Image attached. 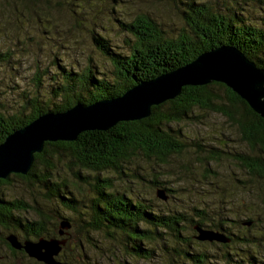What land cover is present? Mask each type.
Masks as SVG:
<instances>
[{"label":"trees","instance_id":"16d2710c","mask_svg":"<svg viewBox=\"0 0 264 264\" xmlns=\"http://www.w3.org/2000/svg\"><path fill=\"white\" fill-rule=\"evenodd\" d=\"M17 1L25 4L45 0ZM58 1L57 7L61 8V1L65 0ZM158 1L171 3L178 12L185 24L180 34H166L155 19L142 13L126 22L120 20L122 30L129 35L128 50L122 52L115 51L110 40L97 34L94 29L90 30L93 44L112 64V76L97 77L92 66L80 73L67 72L61 66L63 80L54 86L58 75L50 74L55 73L50 68L40 71L38 68V74L34 77L37 87L42 85L43 76L46 75L52 82L46 85V89H51L49 94L52 93V97L47 98L48 94L40 98L38 91L32 95L24 92L12 114L0 104V145L11 134L43 115L62 114L77 105L88 107L121 98L139 84L175 72L191 64L201 54L219 47L240 51L249 62L264 70V0ZM53 7L40 10L48 13L46 8L53 10ZM73 13L88 18L90 13L98 14L94 8L86 7ZM43 18L49 21L47 16ZM92 21L95 26L94 19ZM12 58L10 49L0 51V69L11 63ZM208 114L225 118L229 126L238 132L237 141L243 147L237 150L225 148L229 140H225L223 134L204 132L203 137L190 138L186 133L188 131H185L187 125H207ZM221 142L225 143L224 148L219 146ZM188 156L195 157L203 168L204 179L211 178L215 173L211 167L213 162L222 164L226 160L235 164L250 178H237L232 173L230 179L233 186L246 191L253 188L251 191L257 192L264 203V118L232 88L218 81L183 87L175 99L152 106L147 118L121 121L106 131H84L74 141L46 142L43 152L35 154L28 174H10L7 179H0V190L10 185L13 179L37 186L48 205H62L76 216L84 236L86 233L91 240L92 233L102 235L113 251L121 250L131 262L145 260L152 263L158 259L160 264H210L211 254L192 248L194 244L206 243L221 246L225 250L223 257L231 262L235 255L232 250L237 244L242 245V249H249L253 244L264 241V218L248 216L247 220L241 222H236V218L232 220L229 214L225 218L220 205L222 200H228L229 197L225 195L230 192V186L221 192L222 195L214 194L215 208H212V203L205 207L193 206L190 213L171 209L162 212L157 207L147 205L137 192L138 187L147 181L152 183L148 188H155L154 197L166 201L165 193L174 191L166 188L161 177L153 173L148 181L139 172V164H155L161 167V171L169 173L171 171L168 169L177 170L174 160ZM60 162L65 163L73 173L71 181L54 171ZM183 163L182 170L187 172L192 169V162ZM182 170L176 174L183 173ZM116 179L124 182L125 189L116 186ZM85 184L91 186L90 194L82 188ZM159 192L163 193L165 199L159 196ZM133 193L138 196L135 197ZM35 209L21 198L8 200L0 192V227L9 232L3 238V243L14 255L28 256L24 250L11 247L7 240L11 235L16 236L22 244L25 240L37 242L41 238L67 243V232L61 233L59 229L50 232L48 220L44 217L29 220L27 215ZM249 212L247 210L245 213ZM57 217L62 219L60 224L66 222L71 225L69 218ZM240 223L247 226L242 228L246 232L254 230L237 234L233 229ZM198 228L221 233L226 241L199 240ZM186 229H190L191 233L185 235ZM60 234L63 238H58ZM63 247L62 254L56 259L66 264H79L72 255L64 254L66 244ZM246 253V264H263L251 250ZM78 254L88 264L87 253L82 254L79 250ZM236 260L234 264H238Z\"/></svg>","mask_w":264,"mask_h":264},{"label":"rangeland","instance_id":"374dc122","mask_svg":"<svg viewBox=\"0 0 264 264\" xmlns=\"http://www.w3.org/2000/svg\"><path fill=\"white\" fill-rule=\"evenodd\" d=\"M58 2V0H45L25 4L21 2L20 4L17 0H0V51L10 49L13 57L11 63L0 69V104H3L6 111L11 114L15 112L21 102L24 92L32 95L38 91L40 98H44L51 91V89H46V85L52 83L50 79L45 77L46 75L43 76L42 85L39 86L41 88L38 89L39 87H37L34 79L36 74H38V68H40L39 71L50 68L51 71L55 72H50V74L58 75L56 78L57 84L53 83L54 86L60 84L59 80L61 82L63 80L64 73L61 71V66L65 67L67 72L72 70L79 73L84 71L86 67L92 66L97 77L103 75L112 76L113 68L111 62L103 56L91 40L90 30L92 29L100 36L110 40L111 47L115 51L126 52L128 50L129 35L122 30L120 20L126 22L139 14L145 13L155 19L161 29L168 35L177 36L185 28L184 22L172 4L158 0H115L114 2H111V0H65L61 1V8L57 7ZM50 6L54 7L53 10L46 8L48 13L40 10V8ZM81 7L94 8L98 14L90 13L89 18L84 15L79 17L73 11L79 12ZM43 16H47L49 21L47 22ZM93 19L96 23L95 26ZM48 97H52V93ZM208 116L210 118L207 121V125H187L185 131H188L186 133L189 134L190 138L203 137L205 135L204 132L217 135L223 134V138L229 140L227 142L228 147L225 148L237 150L243 147L237 141L238 132L229 126L225 118L215 114H208ZM224 144V142H221L219 146L221 145L224 148ZM246 149L248 148L246 147ZM187 158L189 161H187ZM174 161L177 170L168 169L171 171L169 173L161 171V167L155 164H139V172L148 181L152 179L151 174L153 173L159 178L161 177L163 182L166 183L164 184L166 188L174 191L165 193L166 201L160 198L156 199L153 192L155 188H148L152 186V183L146 181L136 189L147 205L153 208L157 207L162 212L171 209L190 213L193 206L205 207L209 203H212V208H215L214 194L222 195L221 192L223 190L226 191L230 186L228 188L230 192H226L227 194L225 195L229 197L228 200H222L220 205L225 218L228 214L232 220L237 219L236 222L247 220L248 216L255 218L261 216L264 218V203L257 192L251 191L253 188L246 191L243 188L237 189L233 186L230 179L232 173H235L237 178H250L245 171L235 164L226 160L222 164L213 162L211 167L215 173L211 175L212 179H204L202 177L203 168L197 163L195 157H180ZM183 162H192V169L187 172L182 170ZM179 170H182L183 173L176 174ZM54 171L59 172L61 177L69 179V181L73 178V173L66 167L65 163H58ZM156 172H159V174ZM12 174L14 175V173ZM215 178L218 179L213 180ZM229 181H231V184H229ZM115 183L118 188L125 189L126 185L124 182L116 179ZM82 188L90 194L91 186L85 184ZM214 190H217V193ZM0 192L8 200L21 198L36 207L34 211L32 210L27 215L30 221L44 217L48 220L47 228L50 232H56L58 229L60 232H67L65 235L67 247L64 254L72 255L79 264H86L83 262V256L80 257L78 254L79 250L82 254L86 252L89 256L88 264H125L127 262L129 264H160L158 259L152 263L145 260L131 262V259H126L125 254L121 250L113 251L110 243L106 242L102 235L92 233L90 234L92 239L89 240L86 233L84 236L81 232L79 220L75 218L76 216L72 212L62 205H51L50 203L48 205L45 197L39 192V188L29 182L13 179L12 183L3 186ZM133 194L135 197L138 196L136 193ZM236 197L238 198L237 200ZM40 210H43V212ZM247 210L250 211L249 214L245 213ZM59 215L69 218L71 227L64 228L60 224L62 219L57 217ZM245 227L247 226L240 223V225L236 224L233 230L237 234L251 233L254 230L246 232V230L242 229ZM189 230L186 229L184 234L191 233V230ZM8 234L9 232L0 227V264L42 263L35 259V261L32 260L33 258L29 255H14L3 243V238ZM57 236L59 238L63 235ZM64 245H62V249H64ZM192 246L193 250L197 252L201 250L206 251L209 255L211 254L210 264H234L233 262L236 259L238 264H246L248 261L247 250L257 254L259 261L264 264V241L262 240L259 244H253L249 249L246 247L242 249V245L239 246L237 244L234 247L235 249H231L235 252L231 262L223 257L225 250L221 246L212 243H206V245L194 244ZM60 254H62V250ZM61 259L64 258L61 257Z\"/></svg>","mask_w":264,"mask_h":264},{"label":"water","instance_id":"95a60500","mask_svg":"<svg viewBox=\"0 0 264 264\" xmlns=\"http://www.w3.org/2000/svg\"><path fill=\"white\" fill-rule=\"evenodd\" d=\"M213 81L227 84L264 118V70L249 62L240 51L219 47L201 54L191 64L175 72L139 84L121 98L88 107L77 105L62 114L43 115L14 132L0 145V179H7L12 173L27 175L35 154L43 152L46 142L74 141L84 131H106L121 121L147 118L152 106L175 99L183 87L202 86ZM159 196L165 199L162 192ZM62 226L69 228L66 222ZM198 231L199 240H225L221 233L201 228ZM7 240L12 248L24 250L39 262L66 264L56 259L65 244L61 240L41 238L37 242L25 241L22 244L14 235Z\"/></svg>","mask_w":264,"mask_h":264}]
</instances>
